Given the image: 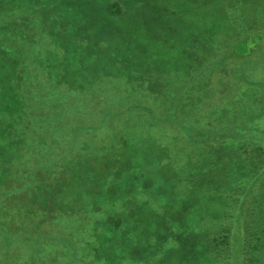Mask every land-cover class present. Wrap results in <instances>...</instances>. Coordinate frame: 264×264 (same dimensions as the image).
I'll use <instances>...</instances> for the list:
<instances>
[{
	"label": "trees",
	"instance_id": "obj_1",
	"mask_svg": "<svg viewBox=\"0 0 264 264\" xmlns=\"http://www.w3.org/2000/svg\"><path fill=\"white\" fill-rule=\"evenodd\" d=\"M80 48L98 50L100 68L125 65L136 77L153 68L169 83L160 104L137 87L80 117L78 74L62 70L63 53ZM122 104L113 121L129 116L128 136L96 115ZM150 121L178 134L181 153L199 154L153 185L137 177L145 162L119 155L157 149ZM108 126L122 138L111 140L107 169L94 150L75 154L82 134ZM49 140L56 152L43 163ZM7 210L19 226L0 229V264L13 263L5 242L17 241L29 248L17 264H264V0H0Z\"/></svg>",
	"mask_w": 264,
	"mask_h": 264
},
{
	"label": "rangeland",
	"instance_id": "obj_2",
	"mask_svg": "<svg viewBox=\"0 0 264 264\" xmlns=\"http://www.w3.org/2000/svg\"><path fill=\"white\" fill-rule=\"evenodd\" d=\"M42 2H46V0H41ZM97 14V13H96ZM97 20V15H94L92 18H85L80 19L76 23H88V22H95ZM97 22V21H96ZM90 39V38H89ZM94 40L95 44L96 41L94 38H91ZM85 40H88L86 38ZM80 42V41H79ZM76 50V49H75ZM69 51L63 53L65 60L64 65L62 66L63 71H70V72H76L77 85H81L82 87L77 88V92H79V100H81L85 103L82 106H79L80 111L83 112V114H80V117L84 116L86 113L89 115L92 113V103L97 101L108 103L109 99L118 98L119 95L126 96L127 89H134L139 87L140 88V94L142 95L145 90V97L147 101L152 102L154 104L159 103L163 99V94L161 89L166 85L169 84L167 80L160 79L156 75V73L153 71V68H148L147 73L144 77H136L133 75L128 74V70L126 69L125 65L123 68L115 69L109 64L110 67H98L95 65L97 59H99L100 52L95 49H91V52L89 53L90 56H87V54L84 53V50L82 48L77 49V51ZM105 57V55L101 54V58ZM71 60V63L67 64L65 61ZM150 83L157 84V88L159 89V93L151 95L147 88L149 87ZM173 83L171 81L170 88L172 87ZM56 95V94H55ZM57 96V95H56ZM63 96H59V98H62ZM53 101H56L57 98L55 96L52 97ZM88 102V104H86ZM127 104V103H126ZM126 104L118 105L117 108H115L116 112L109 110L108 112L102 111V110H96V115L98 117L104 116L109 122V125L115 127L114 131H120L124 130L127 133L130 131L131 124H130V117L123 116L119 117L117 121L114 120V115L121 114L126 109ZM113 112V113H112ZM135 116H138L143 120L145 124H147L144 120V118L140 117L139 115L134 114ZM122 118H126L122 120ZM100 118L96 119L99 120ZM85 123H89L92 120H83ZM113 121V122H112ZM107 122V123H108ZM149 126L154 128V132L158 131V140L155 142L159 144H155L157 149L148 147L144 151L138 149L134 143L130 142L133 141L131 137L128 138V142L131 145L135 146L134 152H131L130 148L128 152H121L120 156H127L129 162H133L135 164L144 163L145 165L142 166V170L146 172H141L138 174V179H142V181H145V183H148V185H153L154 182L158 181L161 178H167L171 179L174 175H176L175 170H177L176 165L178 163H181L183 159H195L198 158L199 154L191 153V152H184L181 153L180 149L178 148V141L179 137L178 134L164 126L163 124H159L156 121H150ZM160 126V127H159ZM113 131V130H112ZM90 134H82L83 141L87 144H82L76 147L75 154L78 153L82 154L85 150H94L97 155L92 156L97 161V165L100 167L107 169V164L104 162H107V158L113 160V155L115 152V148L112 147V139L119 140L122 138V136L118 137L115 135H112L111 127L108 126V129L99 131L97 133L89 132ZM50 135L52 133H49ZM105 138V139H104ZM51 140H49L47 147H46V153L42 157L43 163L49 162L46 160L49 158V153L56 152V147H54L52 144H50ZM112 153H107V152ZM87 152V151H85ZM101 152V153H99ZM81 156V155H80ZM124 156V159H126ZM70 158V157H68ZM51 159H54V157H51ZM45 160V162H44ZM127 159L124 161L126 162ZM195 162L191 163L194 164ZM104 169V171L106 170ZM103 171V172H104ZM151 176H150V174ZM57 171H53L50 174L51 180H55L57 177ZM150 176V177H149ZM171 177V178H169ZM82 186V184H79ZM83 187V186H82ZM76 188L78 189V186L76 185ZM81 193V190H79V194ZM140 193L141 196H145L144 191H140V187H137V191L134 192V197H136ZM81 195V194H80ZM128 196H131L129 194ZM9 218L7 216V213L3 214V212L0 213V229L3 230V232H7L9 230H12L14 227V224L16 222L15 215L13 213V210L10 212L8 211ZM8 218V219H7ZM7 219V220H6ZM66 221V218H63ZM20 223V220H19ZM19 225L17 224V227ZM17 234H18V229ZM21 229H23V226H20ZM47 229L51 228V224L46 225ZM82 229V228H81ZM14 231V230H13ZM15 235V237L17 236ZM13 234L10 235L12 237ZM20 237V235H19ZM29 241L28 239H26ZM76 240V238H74ZM3 246V245H2ZM5 247L7 249H10V252L14 253L16 252V257L11 256L10 259L13 261L10 262L11 264H17L16 258L18 257V260L21 262L24 255L28 252L29 248H25L20 242L17 241L16 244H13L12 242H5ZM1 248V245H0ZM67 257H64V263L67 264Z\"/></svg>",
	"mask_w": 264,
	"mask_h": 264
}]
</instances>
